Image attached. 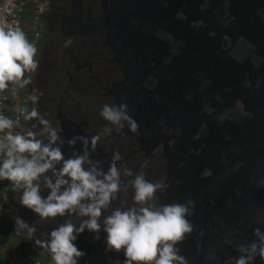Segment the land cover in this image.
<instances>
[{
    "label": "water",
    "instance_id": "water-1",
    "mask_svg": "<svg viewBox=\"0 0 264 264\" xmlns=\"http://www.w3.org/2000/svg\"><path fill=\"white\" fill-rule=\"evenodd\" d=\"M100 3L82 28L105 40L122 75L109 94L138 128L121 133L164 161L161 204L194 202L178 245L187 264H224L264 231V0ZM91 158L105 171L112 162L96 147Z\"/></svg>",
    "mask_w": 264,
    "mask_h": 264
},
{
    "label": "clouds",
    "instance_id": "clouds-1",
    "mask_svg": "<svg viewBox=\"0 0 264 264\" xmlns=\"http://www.w3.org/2000/svg\"><path fill=\"white\" fill-rule=\"evenodd\" d=\"M36 53L35 44L19 27H0V90L10 84L24 87L30 83L26 74L38 68ZM29 99L37 103L39 95L34 93ZM20 111L25 120L36 119L40 127L36 131L14 133L18 121L0 114V181H7L13 191H20L21 206L41 220L87 217L78 227L68 220L48 233L47 240L35 241L50 255L51 264H78L84 253L73 242L86 230L91 233L102 230L109 250L123 249L124 264H187L178 245L193 231L189 219L194 207L192 200L158 203L157 194L166 188L163 182H150L142 172L122 173L116 163L120 160L118 153L106 171L99 161L91 158L99 135L91 139L74 136L65 142L61 139L63 130L52 127L36 108ZM99 116L106 122L105 134H110L113 128L137 131L138 125L126 104H104ZM77 142L81 144L80 151H73L65 158L61 150L64 144L74 148ZM124 175L132 179L122 186ZM41 182L48 190L46 197L41 195ZM127 187L133 189V206L126 210L116 207L101 221L102 212ZM35 231V227L16 218L15 236L25 234L30 239ZM252 235L251 242L235 246L234 251L239 255L228 257L224 264H255L257 258L264 264V231L256 227Z\"/></svg>",
    "mask_w": 264,
    "mask_h": 264
},
{
    "label": "flooded vegetation",
    "instance_id": "flooded-vegetation-1",
    "mask_svg": "<svg viewBox=\"0 0 264 264\" xmlns=\"http://www.w3.org/2000/svg\"><path fill=\"white\" fill-rule=\"evenodd\" d=\"M30 4L41 8L38 38L32 40L28 28L23 31L27 39L35 44L37 53L34 59L38 61V68L26 74L30 83L24 87L10 84L5 89L9 117L19 113L15 130L20 133L29 129L38 130V121L25 120L24 113L20 111L36 108L52 127L69 131L75 128L82 137L89 139L99 135L95 147L111 158L118 153L120 160L116 163L122 173L131 171L135 175L142 172L148 181L164 183L166 170L163 160L145 154L135 140L121 133V130L113 128L110 134L103 131L106 122L99 116V111L104 104L113 103L109 91L114 84L121 82L122 75L113 63L114 54L105 40L97 35H86L82 28L93 25L101 17L100 0H31ZM34 93L39 95L37 103L29 99ZM34 124L37 128L32 127ZM67 146L65 143L61 149L63 154L64 150L69 149ZM64 156L70 157L68 154ZM131 179L124 175L122 184L127 185ZM3 185L9 203V222L13 223L19 217L29 226L35 227L34 234L48 238V233L68 220L78 227L82 220L87 219L74 216L73 219L56 217L41 220L30 209L21 206L20 191H13L7 181H3ZM47 194L48 190L41 182V195L46 197ZM132 195L131 187L122 190L109 209L102 212L100 220L110 215L116 207L126 210L133 206ZM16 212V217L12 216ZM105 235L102 230L99 233L86 230L77 236L73 243L84 253L78 259V264H124L123 249L120 252L109 250ZM45 254L46 250L41 248L40 255L32 259L51 264Z\"/></svg>",
    "mask_w": 264,
    "mask_h": 264
},
{
    "label": "built area",
    "instance_id": "built-area-1",
    "mask_svg": "<svg viewBox=\"0 0 264 264\" xmlns=\"http://www.w3.org/2000/svg\"><path fill=\"white\" fill-rule=\"evenodd\" d=\"M31 0H1L0 2V27L7 29L8 27H19L22 31L29 29L32 40L38 38L41 30V8L30 4ZM28 15V18L26 16ZM5 89L0 90V114L9 117L8 109L6 108ZM14 121L19 118V113L11 117ZM15 130V125L13 128ZM0 181V219H3L9 214V203L6 191ZM14 264H42L37 261H28L24 263Z\"/></svg>",
    "mask_w": 264,
    "mask_h": 264
},
{
    "label": "rangeland",
    "instance_id": "rangeland-1",
    "mask_svg": "<svg viewBox=\"0 0 264 264\" xmlns=\"http://www.w3.org/2000/svg\"><path fill=\"white\" fill-rule=\"evenodd\" d=\"M26 18H28V15ZM16 215L17 212L12 213V216L16 217ZM8 220L9 215L3 222H0V264L24 263L34 256H39L41 247L35 241H44L48 238H44L40 234H33L30 239L25 234L15 236V221L10 224ZM45 255L51 260L47 252Z\"/></svg>",
    "mask_w": 264,
    "mask_h": 264
},
{
    "label": "crops",
    "instance_id": "crops-1",
    "mask_svg": "<svg viewBox=\"0 0 264 264\" xmlns=\"http://www.w3.org/2000/svg\"><path fill=\"white\" fill-rule=\"evenodd\" d=\"M0 2H1V0H0ZM6 218V217H5ZM5 218L2 220V219H0V222H3L4 220H5ZM8 221H10V220H8ZM8 223H10V224H12L11 222H8Z\"/></svg>",
    "mask_w": 264,
    "mask_h": 264
},
{
    "label": "trees",
    "instance_id": "trees-1",
    "mask_svg": "<svg viewBox=\"0 0 264 264\" xmlns=\"http://www.w3.org/2000/svg\"><path fill=\"white\" fill-rule=\"evenodd\" d=\"M3 219H4V218H3ZM3 219H2V220H3ZM28 261H35V260H33V259L31 258V259L27 260V262H28ZM40 263H42V262H40Z\"/></svg>",
    "mask_w": 264,
    "mask_h": 264
}]
</instances>
